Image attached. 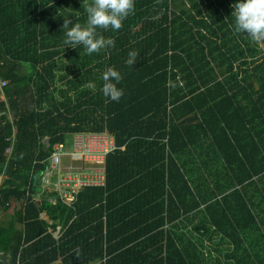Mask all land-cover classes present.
<instances>
[{"label":"trees","instance_id":"1","mask_svg":"<svg viewBox=\"0 0 264 264\" xmlns=\"http://www.w3.org/2000/svg\"><path fill=\"white\" fill-rule=\"evenodd\" d=\"M90 2L0 0V172L13 132L4 111L17 130L0 209L24 200L23 228L0 226V264H205L196 244L193 254L180 242L177 222L222 202L196 197L186 160L203 159L205 146L225 156V141L236 148V126L253 108L264 124V41L233 31L234 0H135L118 30L97 29L115 45L87 54L64 45L61 25L62 15L83 23ZM22 60L34 71L20 88ZM109 66L122 77L119 101L100 91ZM95 132L115 137L105 185L82 188L70 205L34 199L54 145Z\"/></svg>","mask_w":264,"mask_h":264},{"label":"crops","instance_id":"2","mask_svg":"<svg viewBox=\"0 0 264 264\" xmlns=\"http://www.w3.org/2000/svg\"><path fill=\"white\" fill-rule=\"evenodd\" d=\"M32 71L34 68L27 61L18 62L16 73L21 77L20 88L22 79L28 77ZM2 81L8 84L7 80L0 78V82ZM6 85L0 86V102L7 100L4 92ZM20 93L15 92L14 98H20ZM3 113L7 114L13 124L16 140L15 114L9 110ZM248 117L246 121L243 119L236 126V136L239 137L234 143L236 148L227 144L229 141L224 142L225 156H218L205 146L203 159L186 160V163H189L186 166L189 183L193 192L197 194L196 197L202 198L207 203L222 202L215 203L214 206L207 204L206 206L204 203L199 209V215L193 216L191 213L177 222L180 242L189 247L190 253L193 254H196L194 249L196 244L205 264H264V170L261 169L264 164V149L261 147L262 140L264 147V124L259 109H251ZM85 134L108 136L116 148L114 135L107 132L67 133L66 142L57 143L64 145L60 155L61 162L58 166L52 164L53 154L56 152L57 144H55L54 151L47 160V169L41 176V190L34 195V199L40 200L46 197L55 203L61 198L70 205L76 193L82 188L105 185L106 158L111 151L106 154L105 162L101 164L81 160L77 152ZM42 143L49 146V137L45 136ZM68 145L72 150H65ZM207 145H210L208 141ZM101 168L105 171L103 184L86 185L75 189L73 198L64 196L63 189L60 188L64 175L69 172L84 170L89 172ZM23 208V199L12 198L7 208L0 209V226L15 224L14 227L21 230L23 223L17 220L16 213ZM41 217L52 223L45 212ZM53 235L55 238L60 236V227L53 232ZM1 256L2 260L8 261L11 254L1 252ZM53 264H61V262L57 261Z\"/></svg>","mask_w":264,"mask_h":264},{"label":"clouds","instance_id":"3","mask_svg":"<svg viewBox=\"0 0 264 264\" xmlns=\"http://www.w3.org/2000/svg\"><path fill=\"white\" fill-rule=\"evenodd\" d=\"M235 17L233 31L247 34L252 41H264V0H234L231 5ZM135 0H91L84 5L86 20L83 23L75 21L70 25V19L64 15L61 28L64 34V45L75 48V45L84 46L87 54L112 48L115 41L111 36L105 37L97 29L118 30L122 21L134 12ZM138 53L129 51L125 61L133 65ZM103 84L100 91L112 101H119L123 89L118 87L122 77L118 70L109 66L102 74ZM89 87L95 90L94 84Z\"/></svg>","mask_w":264,"mask_h":264},{"label":"built area","instance_id":"4","mask_svg":"<svg viewBox=\"0 0 264 264\" xmlns=\"http://www.w3.org/2000/svg\"><path fill=\"white\" fill-rule=\"evenodd\" d=\"M6 85V82H0V86ZM8 146L6 147V161L4 164V169L0 173V191L3 187V183L7 178V168L11 161L14 144H15V134L8 137ZM63 144L56 145V152L53 154L52 164L53 166H58L61 162V152L63 150ZM115 148L113 141L105 135H90L85 134L83 136V142H81L77 155L81 160L85 162H105L106 154ZM105 180V171L103 168L94 171H82V172H69L64 175L60 188L63 189L65 197L73 198V191L82 186L103 184ZM1 197V193H0Z\"/></svg>","mask_w":264,"mask_h":264},{"label":"rangeland","instance_id":"5","mask_svg":"<svg viewBox=\"0 0 264 264\" xmlns=\"http://www.w3.org/2000/svg\"><path fill=\"white\" fill-rule=\"evenodd\" d=\"M65 150L66 151H70V150H72V147L70 145H68V146H66V149Z\"/></svg>","mask_w":264,"mask_h":264}]
</instances>
